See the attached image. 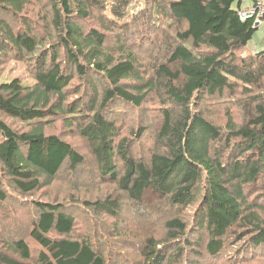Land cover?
<instances>
[{"label": "trees", "instance_id": "16d2710c", "mask_svg": "<svg viewBox=\"0 0 264 264\" xmlns=\"http://www.w3.org/2000/svg\"><path fill=\"white\" fill-rule=\"evenodd\" d=\"M38 1L0 0V264H264L255 0Z\"/></svg>", "mask_w": 264, "mask_h": 264}, {"label": "rangeland", "instance_id": "374dc122", "mask_svg": "<svg viewBox=\"0 0 264 264\" xmlns=\"http://www.w3.org/2000/svg\"><path fill=\"white\" fill-rule=\"evenodd\" d=\"M36 4H37L36 5L37 11L34 10V12H31L30 13L35 18H37V16H38L39 7H41L43 9L44 0H42V2H39L38 1V2H36ZM145 4H146V1L145 0H140L139 3H137V4L136 3L131 4L130 5L131 6L130 14H128L126 16L124 23H126V24H128L130 26H134L135 25V17H134V15L138 11L141 12L142 10L145 9ZM39 21L42 22V20H39ZM39 21L38 20H36V22L33 21V24H34L33 26L35 28V32L37 34L41 35L43 33H42L41 25L39 24ZM43 21H45V20H43ZM256 46H258L256 48L257 52L258 51L260 52L261 49L264 50V25H260L258 27V29L256 30V32L254 33L252 40L249 42V44L247 46V49L245 51V54L246 55L247 54H251L250 52L254 51V49H255ZM20 69H21V65H18L14 61H10L7 64L6 63L5 64L4 63L1 64V66H0V70H1L0 81H7V80H10V79L18 76L21 73L20 72ZM153 105H154V101H152L150 103H147L145 105L146 106V109H147V112L146 113L152 119H156V118H158V115L159 114H157V111L155 110V107ZM57 126H59V123L56 125V127ZM147 126L149 127L150 124L148 123ZM59 128L60 127H57L54 130H50V132H54V133H57L58 134L60 132V129ZM66 139L68 141H70V142H74L75 143V145H74L75 147L81 148V150L85 152V149L83 147V143H82V141L78 137L70 136V137H68ZM146 139H148V138H146ZM143 144H144V147H143L144 148L143 149L144 152H143V154H147L146 153V148L147 147L149 148L151 146V143L149 141L148 142L147 141H144ZM94 167H95V165L91 163L90 168L91 169H94ZM90 180L92 182H94L95 181V178L92 177ZM62 189H65V186L62 185L61 183L60 184L57 183V185H55L50 192L53 193V191H58V190H62ZM90 194H96V193H90ZM12 205H16V204L15 203H12ZM13 217H17V215H16V213L13 214L11 212L10 214H8L6 220L3 221V224L6 223L5 221H7L8 218H13ZM17 220H18V224L21 223V221L19 219H17ZM10 226H11L10 227V229H11L10 232L12 233L11 234L9 232L10 235L13 236V237L14 236L17 237V235L22 231V229H21L22 227L20 225L19 226L10 225ZM5 228H7V227L5 226Z\"/></svg>", "mask_w": 264, "mask_h": 264}, {"label": "built area", "instance_id": "2783aa9c", "mask_svg": "<svg viewBox=\"0 0 264 264\" xmlns=\"http://www.w3.org/2000/svg\"><path fill=\"white\" fill-rule=\"evenodd\" d=\"M264 14V0H255L253 8L246 10L240 14L242 20L252 18L254 15L260 16Z\"/></svg>", "mask_w": 264, "mask_h": 264}, {"label": "crops", "instance_id": "0c3cea01", "mask_svg": "<svg viewBox=\"0 0 264 264\" xmlns=\"http://www.w3.org/2000/svg\"><path fill=\"white\" fill-rule=\"evenodd\" d=\"M253 4V0H243V9H248L252 6ZM261 25H264V19L262 20ZM258 46L255 47L254 51L250 52L251 54H255L257 52L256 48ZM263 49H261L260 51H262ZM259 52V51H258ZM249 55V54H247Z\"/></svg>", "mask_w": 264, "mask_h": 264}, {"label": "water", "instance_id": "95a60500", "mask_svg": "<svg viewBox=\"0 0 264 264\" xmlns=\"http://www.w3.org/2000/svg\"><path fill=\"white\" fill-rule=\"evenodd\" d=\"M259 25H260V23L258 22V23H256V25H255V28H258L259 27Z\"/></svg>", "mask_w": 264, "mask_h": 264}, {"label": "bare ground", "instance_id": "6f19581e", "mask_svg": "<svg viewBox=\"0 0 264 264\" xmlns=\"http://www.w3.org/2000/svg\"><path fill=\"white\" fill-rule=\"evenodd\" d=\"M128 223V222H127Z\"/></svg>", "mask_w": 264, "mask_h": 264}]
</instances>
